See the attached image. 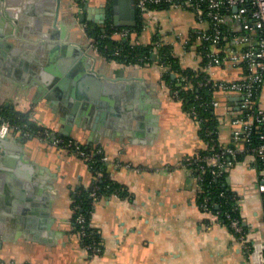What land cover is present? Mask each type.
Segmentation results:
<instances>
[{"label":"crops","instance_id":"0c3cea01","mask_svg":"<svg viewBox=\"0 0 264 264\" xmlns=\"http://www.w3.org/2000/svg\"><path fill=\"white\" fill-rule=\"evenodd\" d=\"M24 1L28 0L19 3L20 9L13 2H0V103L29 112L37 125L51 128L56 135L102 146L110 177L126 186L128 194L103 195L96 203L92 225L100 233L103 250L90 255L74 231L72 202L73 192L91 185L94 173L80 156L25 137L22 129L13 127L7 149L0 150L1 264H249L230 227L200 207L197 180L183 162L207 143L199 134L198 121L164 81V67L158 62L126 65L101 54V70L130 87L135 113L130 116L120 109L98 119L90 111L73 114L71 119L64 99L42 80L66 62L58 50L53 71L45 68L50 63L48 19L39 13L40 0L30 1L26 12L21 8ZM72 1L77 17L83 12L89 17L85 23L102 25L109 4L113 20V0H83L82 6ZM67 14L61 21L69 22ZM144 21L141 33H133L135 38L169 44L183 66L199 67L194 31L208 23L198 21L191 8H155ZM67 34L69 44H92L81 22L69 26ZM212 72L215 78L232 80L241 69L227 64ZM68 88L73 90L74 85ZM219 98V140L228 144L238 97L222 94ZM66 126L68 135L63 132ZM226 171L249 227L248 239L259 241L264 234L260 168L250 154Z\"/></svg>","mask_w":264,"mask_h":264},{"label":"built area","instance_id":"2783aa9c","mask_svg":"<svg viewBox=\"0 0 264 264\" xmlns=\"http://www.w3.org/2000/svg\"><path fill=\"white\" fill-rule=\"evenodd\" d=\"M161 5L191 8L196 13L198 21L208 23L206 28L196 29L194 36L198 41L197 51L200 58L198 68L205 74V80L200 82V85L209 84L213 89L212 104L219 120L221 116L217 110L221 105L220 95L235 94L238 97L236 104L238 111L231 118L234 127L231 142L224 144L220 152L188 156L184 159V165L193 173L200 188L208 168L211 175L218 178L233 165V159L238 154H251L260 168L259 190L264 204V130H261L264 126V0H136L138 13L142 16L144 23L146 16ZM86 27L87 23L83 25L84 30ZM114 33L126 38L132 33V29L128 26L122 27ZM90 38L93 47L97 50L94 39ZM227 64L240 68V76L232 80L215 78L212 69L225 67ZM181 81L184 82L185 88L193 87L187 76H182ZM173 95L179 96V89H175ZM13 127L17 126H14L0 112V136L9 135ZM22 131L25 137L39 138L80 156L90 168L96 161L97 155H100L101 161L109 162L108 155L102 146H98L94 151L88 150L84 144L76 140L56 135L47 126ZM255 131L258 133L259 142L253 147L247 146V142L252 140ZM124 166L131 168L130 164H124ZM101 175L102 172H98L97 177ZM91 194L95 201L93 208L89 211L92 223V214L101 197L97 189L92 190ZM113 194L119 195L117 191ZM216 204L212 196L206 195L200 207L212 217L222 220L221 217L224 216L228 220V225L246 250L249 264H264V234L259 241L249 240L242 219L234 215L233 211L218 209ZM237 206L240 207L239 197H237ZM85 220L86 216L83 213L77 217L80 223H84ZM77 234L81 240L86 232L78 231ZM250 241L252 245L249 244ZM94 244L95 241L85 246L88 251L93 252V255L101 250Z\"/></svg>","mask_w":264,"mask_h":264},{"label":"trees","instance_id":"16d2710c","mask_svg":"<svg viewBox=\"0 0 264 264\" xmlns=\"http://www.w3.org/2000/svg\"><path fill=\"white\" fill-rule=\"evenodd\" d=\"M78 5H83V0H75ZM166 6H158L157 8H163ZM137 24L131 27L132 33L129 36L119 37L115 35L116 30H120L121 26H116L112 20V11L110 4L108 5V15L105 23L102 25L87 23L86 33L89 37H92L97 46V50L109 60H116L119 63L130 65H148L154 62H158L164 67L163 79L170 86V90L173 95L175 89H179V96L173 95L177 100L182 103L183 109L193 116L199 123V134L206 141V148L200 150L196 154L206 155L214 152H220L224 148L219 140V124L220 120L217 117L215 108L212 104L214 97L213 89L209 84H202L204 82L205 74L200 71L199 68L185 67L180 62V59L173 53L172 47L169 44L163 42L154 41L150 43H143L133 36L136 32L137 36L143 29V18L138 13ZM159 42V43H158ZM182 76H187L188 80L193 84L191 88H185L184 82L181 81ZM195 113H194V112ZM0 112L8 118L14 126L19 129H32L36 130L43 128L42 125L37 123L30 117L29 112L18 110L11 105H0ZM259 129V128H258ZM261 130H264V126ZM259 142L258 133H253V138L250 142H247V146L253 147ZM88 150L94 151L99 145H84ZM245 154H238L233 159L234 162L243 159ZM228 157V156H226ZM96 161L90 168L95 175L94 181L89 186H81L73 192V209L72 222L74 225V231H85L86 235L81 238V243L86 246L88 243L95 241V246L100 247L103 250L102 240L98 230L92 225L89 211L93 208L95 203L94 197L91 192L97 189L100 197L103 195H111L115 191L120 196L128 194V189L121 183L114 181L108 172V162L100 160V155H97ZM98 172H102V175L98 178ZM228 172L214 178L210 169L204 173V179L202 180L201 187L198 189V200L201 204L206 195L212 196L216 201V207L220 210H230L233 214L239 216L242 219V223L248 234L249 227L244 222L241 214L240 207L237 206V194L232 190L227 182ZM224 193V195H221ZM235 206L238 208L235 210ZM83 213L86 216L84 223L77 221V217ZM222 221L228 225V220L222 216ZM229 226V225H228ZM230 227V226H229ZM231 229V228H230ZM252 245L251 241L249 242ZM90 255L93 252L90 250Z\"/></svg>","mask_w":264,"mask_h":264},{"label":"water","instance_id":"95a60500","mask_svg":"<svg viewBox=\"0 0 264 264\" xmlns=\"http://www.w3.org/2000/svg\"><path fill=\"white\" fill-rule=\"evenodd\" d=\"M30 1L32 2L33 0L24 1L21 4L24 12L29 11L27 4ZM0 2L3 4L13 2L20 9L18 5L22 0H0ZM113 3V20L116 26H136L138 22L136 0H113ZM39 5L42 6L39 13L44 14L48 19V27L45 32H48L47 39L49 40L50 48L48 59L50 63L45 68L52 70L55 66L57 60L54 56L57 55L56 52L58 50L62 52L63 61L66 62L63 66L58 67L56 72H53V75L57 74V79H53L55 77L51 74L47 76L45 74L47 79H44L46 77L43 76L42 80L44 82L46 80V83L52 87V91L64 99L68 111L72 112V114H69V118L75 119L73 114L80 113L85 115L90 111H94L99 115L98 119H100V115L108 112L117 113L120 109L128 111L130 116L133 115L135 113L131 105V102L133 103V93H131L130 87L127 84L120 83L122 80L120 77H114L105 70H101L98 66V56H101V53L92 44L87 47L83 46L82 43H79V45L76 43L75 45L74 41H71V44L68 43L69 35L67 32L69 26L74 28L78 22L84 25L85 20L89 19L86 13L83 12L77 17L72 12V0H68L67 3L63 0H40ZM18 9L16 8L15 10L18 11ZM64 12L69 13L67 14L68 16H65L67 21L71 18L69 22L61 21L60 18ZM107 15L108 12L106 10L101 23H104ZM12 35L15 37L16 33L13 31ZM71 84L74 85L73 90L68 88ZM67 89L68 95L65 93ZM2 104L0 103V105ZM5 105L8 106L10 103L5 102ZM112 119L115 120L114 117ZM63 132L68 135L69 126H66ZM9 142L10 138L8 135L5 137L0 136V150L7 149ZM1 239L2 236H0Z\"/></svg>","mask_w":264,"mask_h":264}]
</instances>
